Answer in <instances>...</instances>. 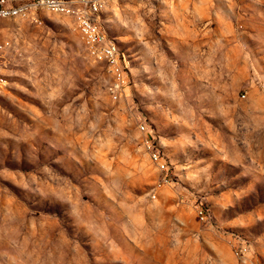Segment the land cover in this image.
<instances>
[{
	"label": "rangeland",
	"instance_id": "374dc122",
	"mask_svg": "<svg viewBox=\"0 0 264 264\" xmlns=\"http://www.w3.org/2000/svg\"><path fill=\"white\" fill-rule=\"evenodd\" d=\"M100 15L118 99L73 16L0 19V264H264V0Z\"/></svg>",
	"mask_w": 264,
	"mask_h": 264
},
{
	"label": "built area",
	"instance_id": "2783aa9c",
	"mask_svg": "<svg viewBox=\"0 0 264 264\" xmlns=\"http://www.w3.org/2000/svg\"><path fill=\"white\" fill-rule=\"evenodd\" d=\"M108 2L109 0H0V19L35 20L44 11L73 16L90 55L107 64L113 78L112 96L118 99L129 86L130 75L126 54L120 45L109 36L101 23L100 14ZM8 44H1L0 49H5ZM142 131L146 133L144 145L150 150L152 160L165 169L161 150L154 145V131L146 126H142ZM170 182L166 175L158 183V187H163ZM153 197L156 198V195ZM198 214L202 220L208 217L201 205L198 206ZM246 251V248L241 249V253Z\"/></svg>",
	"mask_w": 264,
	"mask_h": 264
}]
</instances>
